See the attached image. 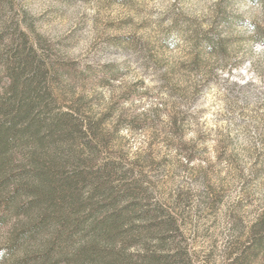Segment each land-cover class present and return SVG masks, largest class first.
<instances>
[{
  "label": "rangeland",
  "instance_id": "rangeland-1",
  "mask_svg": "<svg viewBox=\"0 0 264 264\" xmlns=\"http://www.w3.org/2000/svg\"><path fill=\"white\" fill-rule=\"evenodd\" d=\"M9 44L47 62L53 112L81 99L84 116L106 115L108 146L95 168L113 162L118 188L142 191V204L175 221L165 243H133L125 256L143 253L145 244L157 255L178 254L171 264H225L264 212L263 6L0 0L2 82ZM30 223L23 215L0 217V264H107L92 254L106 247L86 234L88 223L54 246L47 226L24 239ZM46 250L52 262H42Z\"/></svg>",
  "mask_w": 264,
  "mask_h": 264
},
{
  "label": "trees",
  "instance_id": "trees-1",
  "mask_svg": "<svg viewBox=\"0 0 264 264\" xmlns=\"http://www.w3.org/2000/svg\"><path fill=\"white\" fill-rule=\"evenodd\" d=\"M254 1L264 8V0ZM20 35L26 47L25 34ZM10 46L5 82L0 77V217L29 218L24 239L45 226L52 228L53 246L62 235L88 223L86 234L96 235L106 247H92V254L107 264H171L178 254L157 255L145 244L141 254H124L128 246L144 240L165 243L176 227L173 218L161 221L158 208L142 204V191L118 188L113 162L95 168L99 149L108 146L106 115L84 116L81 99L67 112H53L56 100L48 87L47 62L32 48L20 51ZM122 115L121 122L134 124L133 116ZM52 259L49 250L41 256L42 262ZM225 264H264V212Z\"/></svg>",
  "mask_w": 264,
  "mask_h": 264
}]
</instances>
